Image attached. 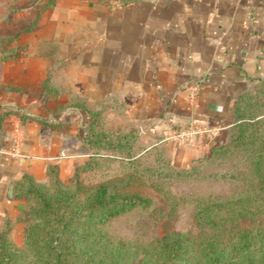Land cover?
Returning <instances> with one entry per match:
<instances>
[{
  "label": "crops",
  "instance_id": "1",
  "mask_svg": "<svg viewBox=\"0 0 264 264\" xmlns=\"http://www.w3.org/2000/svg\"><path fill=\"white\" fill-rule=\"evenodd\" d=\"M20 3L0 24V143L21 131L22 156H0V230L14 244L26 179L69 175L90 151L75 102L106 131L135 133L133 157L161 146L179 168L224 139L243 97L264 124V0ZM192 121L205 132L161 141Z\"/></svg>",
  "mask_w": 264,
  "mask_h": 264
},
{
  "label": "trees",
  "instance_id": "2",
  "mask_svg": "<svg viewBox=\"0 0 264 264\" xmlns=\"http://www.w3.org/2000/svg\"><path fill=\"white\" fill-rule=\"evenodd\" d=\"M75 104L84 121L81 143L90 149V156L115 157L113 152L121 150L126 161L136 158L131 153L135 133L108 132L96 124V114L83 102ZM258 112L260 109L254 107L251 99L243 97L234 107L235 122L226 130L224 139L191 166L193 169L210 162L218 153L228 150L238 151L242 159L244 170L238 172L235 179L245 183V187L234 197L228 195L198 206L194 214L202 217L204 224L222 222V216L210 214L213 208L220 206L226 207L227 217L232 221L252 215L261 208L260 202L264 199V124L255 118ZM99 149L112 153L99 152ZM183 172L187 173V170ZM46 176L42 182L25 178V185L18 193L25 201L19 217L24 224L21 232L23 248H17V244L9 239L7 227L2 228L0 264H264V228L254 232L240 230L237 235L228 237L224 245L214 236L192 241L172 234L157 241L154 253L142 254L137 261H127L128 254L120 252V246L104 240L97 228L135 206H145L147 201L120 190L124 182L84 184L73 178L63 184L57 181L60 176L54 166H48ZM52 178L55 182L49 187ZM207 210L209 214L199 216Z\"/></svg>",
  "mask_w": 264,
  "mask_h": 264
},
{
  "label": "rangeland",
  "instance_id": "3",
  "mask_svg": "<svg viewBox=\"0 0 264 264\" xmlns=\"http://www.w3.org/2000/svg\"><path fill=\"white\" fill-rule=\"evenodd\" d=\"M20 1L0 0V24L9 25L11 15L7 13L21 6ZM134 151L131 150V153ZM99 152L112 153L105 149H99ZM90 153L88 150L71 174L59 175L57 181L67 184L76 178L84 184L124 182L120 190L134 193L147 201L145 206H135L97 228L104 240L120 246V252L128 254L127 261H137L142 254L154 253L157 241L172 234L192 241L214 236L217 242L224 245L228 237L237 235L240 230L254 232L264 228V199L260 202L258 212L240 216L233 221L227 217L226 207L213 208L210 214L223 218L222 222H215V225L202 223V217L194 214L195 209L203 203L214 199L218 201L228 195L234 197L239 189L245 187V183L235 179L237 173L244 170L238 151L218 153L210 162L196 165L193 169L192 165L184 168L174 166L161 146L150 148L133 161H126L123 157L125 153L121 150L113 152L115 157L109 158L90 156ZM181 169L187 170V173ZM128 176L130 178L126 180ZM50 181L48 185L52 187L55 180L52 178ZM207 214L208 210L199 216ZM16 247L23 248V239Z\"/></svg>",
  "mask_w": 264,
  "mask_h": 264
},
{
  "label": "built area",
  "instance_id": "4",
  "mask_svg": "<svg viewBox=\"0 0 264 264\" xmlns=\"http://www.w3.org/2000/svg\"><path fill=\"white\" fill-rule=\"evenodd\" d=\"M205 132V129L196 125L195 121H192L187 127L179 128L170 134L162 137L161 141H175L180 143H186L192 141L194 137ZM21 144V131L20 125L16 122L12 128V134L10 138L9 147H5L0 143V156L6 155L13 158L22 156L20 152ZM59 158V157H57Z\"/></svg>",
  "mask_w": 264,
  "mask_h": 264
}]
</instances>
